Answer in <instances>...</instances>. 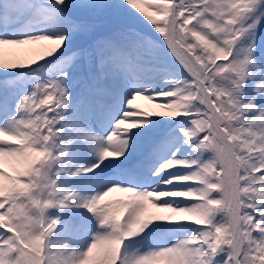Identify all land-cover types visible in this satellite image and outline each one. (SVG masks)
Segmentation results:
<instances>
[{
  "label": "snow or ice",
  "instance_id": "snow-or-ice-1",
  "mask_svg": "<svg viewBox=\"0 0 264 264\" xmlns=\"http://www.w3.org/2000/svg\"><path fill=\"white\" fill-rule=\"evenodd\" d=\"M132 4L0 3V51L52 42L31 64L0 60L20 73L0 80V264H86L94 249L95 264H264V0H156L161 19L147 18L161 38L138 28ZM25 74L36 78L13 87ZM142 93L169 111L132 116ZM89 148L95 161L73 167ZM5 157L21 165L15 176ZM73 178L83 191L61 186ZM117 191L127 199L105 200ZM73 202L98 228L66 251L50 237L80 221L49 210Z\"/></svg>",
  "mask_w": 264,
  "mask_h": 264
},
{
  "label": "rangeland",
  "instance_id": "rangeland-1",
  "mask_svg": "<svg viewBox=\"0 0 264 264\" xmlns=\"http://www.w3.org/2000/svg\"><path fill=\"white\" fill-rule=\"evenodd\" d=\"M2 2L3 0H0V3ZM155 2L156 0H133V4L129 5V7L132 8L133 12L136 13V16L140 18V21H142V23H140L139 21L137 22L138 28H140L141 30L145 32H151V34L157 36V38H161L160 34L154 31L153 26L151 25V21H149L147 18V16H153L157 20L161 19L160 15L156 12V10L152 7H149L150 4H153ZM172 2L175 3L176 0H172ZM196 2H199V0H196ZM5 13L7 14L6 11ZM145 13H147V15H145ZM192 23H195V21H193ZM208 31L210 32L211 30L209 29ZM192 42L198 43V41H195L194 38H192ZM51 43L52 42L48 40H40V41H31V42H28L26 44H21V45H4L2 47V51H0V60H3L4 63H8V64H17V65L31 64L33 60H39L40 56L46 55V50L50 47ZM171 55L173 56V58H175V54H171ZM228 59L230 60L231 57H228ZM256 59L259 62L264 63V20H261V23L259 24L256 30ZM224 62H226L224 57H221L220 59L216 61L217 64L224 63ZM177 63H179L178 59H177ZM9 71H12V70H9ZM39 75L41 78L43 77L44 75L43 70H41ZM18 76H20L19 72H15V71L14 72H4L3 70H0V80L11 79V78L18 77ZM35 78H36V74H25L23 77L16 80V83L13 85V87L21 88L29 80L35 79ZM20 80H23V82L21 83ZM150 95L155 96L156 94L142 93L140 95L135 96L134 98L136 99L137 105L140 106L143 113H148L149 115L162 113L161 111L157 109V106H155V100H157V98L152 99L150 98ZM249 95H251V92L249 93ZM38 97H39V92H38ZM49 103L51 104L52 101H50ZM42 107L45 108L46 110L47 105H43ZM40 111H41L40 109H36V114L39 115ZM49 115L51 114L49 113ZM153 119L163 120V119H167V117L155 116L153 117ZM166 126L172 127L173 125L169 124ZM92 158L93 157L88 156L86 159L81 161L79 165H87L88 163L95 161V159L93 158L92 160ZM16 163H17L16 166L18 168L21 167V165L18 162ZM104 174H108V171L106 170ZM90 175L91 174H89V176ZM4 182L6 184L9 183L7 180H5ZM61 186L65 188L70 187L71 190L77 191V192L84 190L83 184L78 183L76 179L74 182H70L66 185L63 183V180H61ZM88 190L91 191L94 189L90 188ZM121 199H127V194L121 195L120 198H118L117 195L110 197V200H113V201H117ZM113 207L121 209V211L118 212L117 215L123 214L122 205L114 204ZM6 208H7V205H5L4 209H0V210H6ZM147 211L152 213V212H161L163 210L155 208L153 204L149 202L147 206ZM49 215L51 216L60 215L62 217V221H67L71 218H76L81 223H86L87 226L91 228L90 233H89L90 240H91L92 234L98 228V223H97L95 216L91 212H89L87 208L77 207L74 202L69 207H66L63 209H60V208L50 209ZM66 233L68 232L65 230L63 223H61L57 227L53 235L50 237V239L54 242V244H59L61 246H64V242L68 240V238H64L66 236ZM150 243L151 242L149 240H145L143 242L142 250L147 249ZM99 252H100L99 249H94L92 258L86 261V263L95 264L94 258L99 255Z\"/></svg>",
  "mask_w": 264,
  "mask_h": 264
},
{
  "label": "bare ground",
  "instance_id": "bare-ground-1",
  "mask_svg": "<svg viewBox=\"0 0 264 264\" xmlns=\"http://www.w3.org/2000/svg\"><path fill=\"white\" fill-rule=\"evenodd\" d=\"M5 16H7L6 13H5ZM20 81H21V83L23 82V80H20ZM24 85H23V87H24ZM130 99H132V104L129 107L131 109H133V111L130 114L132 116H138L141 113H143V111L140 108V106L137 105L136 99L132 98V97H130ZM167 103H169V100L166 97H157V100H155V106H157V109L159 111H161L162 113H166V112L169 111L168 108L164 107V105H166ZM119 127L120 128H124V129H132V124H131L130 121H124L122 124L119 125ZM109 131H110V129H109ZM5 139H9V138L5 137ZM180 147H183V145H180ZM88 156H91V157H93L95 159V156L93 154V150L91 148H89L87 151L78 153L76 155V157L74 158V161H73V167H76L77 165H79L80 162L83 161L84 159H86ZM93 158H92V160H93ZM16 162L17 161L12 159V158L5 157L3 159L2 166L4 167L6 172L10 173L11 175H15L16 170L18 168L16 166L17 165ZM74 181H75V178H73L70 182H74ZM70 182H68V183H70ZM63 183H64V181H63ZM68 183H64V184L66 185ZM106 186L107 185H105V187ZM68 189L71 190L70 187H68ZM123 194L125 195L126 193H123V192H120V191L113 192V193H110L109 196L105 198V200L106 201L110 200V197H113V196H116V195H117L118 198H120L121 195H123ZM90 229L91 228L88 227L86 223H81L80 222L79 229H77L76 231H74L72 233H69V232L66 233V236L64 238H68V240H66L64 242L63 248L66 251H71L73 249H76V250L83 249L90 241V238H89ZM86 264H88V263H86Z\"/></svg>",
  "mask_w": 264,
  "mask_h": 264
}]
</instances>
